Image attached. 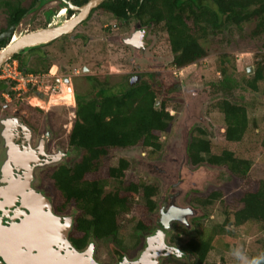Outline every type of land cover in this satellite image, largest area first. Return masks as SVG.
<instances>
[{
	"label": "trees",
	"instance_id": "1",
	"mask_svg": "<svg viewBox=\"0 0 264 264\" xmlns=\"http://www.w3.org/2000/svg\"><path fill=\"white\" fill-rule=\"evenodd\" d=\"M158 1H163L165 8L151 12L150 17L165 22L163 31L168 35L173 67L182 69L199 64L213 53L219 58L216 65L222 79L218 84H211V88L214 93L222 92L224 95V99L215 103L216 109L224 116V146L220 153L214 152V142L208 138L207 131L195 128L187 145L189 163L194 168L204 164L221 167L241 180L243 196L239 201L240 207L232 212L224 210L226 222L230 224L229 217H232L236 227L256 223L264 230V179H252L251 161L238 156L239 145L249 137V133L259 128L257 119L251 118L249 113L261 106L257 102L245 100L243 95L234 94L238 89L254 97L261 92L264 85V42L263 51L256 53L254 58L253 76H248L246 70L237 72L234 66L239 58L222 53L225 46L236 38L234 30L229 27L243 31L245 26L255 24L250 31V39L255 42L264 40V0H210L213 2L212 7L205 5L206 1L202 6L196 4L197 0ZM105 6L115 8L117 5L115 1L108 0ZM3 7L9 14L6 28L17 24L28 10L21 7L20 0H0V9ZM6 28H1L0 33ZM227 28L229 37L216 39ZM8 43V39L1 41L0 50L7 47ZM13 60H17L20 69L27 73L44 74L52 66L43 64L40 57H36L29 65L23 53L15 55ZM232 61L234 66H231ZM113 84L116 86L117 82ZM12 87V82L0 80V101L6 93L16 99ZM179 88L180 84L176 83L164 92L168 97ZM96 96L100 98L79 99L75 110L76 121L67 133L69 146L77 148L81 158L74 166H61L49 175L56 204L61 202L57 204L58 210L64 211L67 205L73 204L78 211L72 236L79 248L86 247L91 238L116 240L122 228L121 219L131 214L134 208L140 215L135 218L138 219V231L149 229V218L158 207L161 188L157 184H149L143 178L128 180V172L132 168L128 160L122 158L116 166H110L107 160L114 150L140 148L150 155L160 153L164 146L162 136L175 120L171 100L165 98L157 106L159 96L147 81H141L136 86H124L119 92ZM16 100L12 103L13 108H22L24 102ZM259 145V152L264 154V135ZM111 180L118 181L120 186L113 191H106ZM137 194L142 199L139 203L134 201ZM219 198H222V193L215 191L207 198H199L198 203L209 206ZM228 231L232 235L234 228L230 227ZM222 233L226 234V226H222ZM258 243L262 247L261 254L251 255L250 264L254 259L264 264V236ZM187 247V251L194 254L196 259L193 264H208V256L214 248L213 239L202 235L199 239L191 240Z\"/></svg>",
	"mask_w": 264,
	"mask_h": 264
},
{
	"label": "rangeland",
	"instance_id": "2",
	"mask_svg": "<svg viewBox=\"0 0 264 264\" xmlns=\"http://www.w3.org/2000/svg\"><path fill=\"white\" fill-rule=\"evenodd\" d=\"M205 1L211 7L213 6V2L210 0ZM6 18L7 14L4 9H1L0 29L6 28ZM31 18H34V20L38 19L39 14H32L31 17L24 19L13 32V36L15 34L17 36H23L35 29L38 23L32 24ZM221 19L222 21L224 20V18ZM254 27L255 24L245 26L243 31L229 27L234 30L236 38L232 39L233 42H231L230 45L225 46L222 53L225 52L239 58L235 66L233 65L234 61L231 63V66H234L239 73L245 70L247 71L249 67L255 70L254 58L256 53L263 51L262 45L264 40H257L255 42L249 37L250 31ZM229 28L219 33L216 39H222L225 36L228 38L230 34ZM154 40V52L149 53L151 58H153L151 62H146L145 59L143 60V58L137 57L138 55L133 56L130 52L131 50L125 52L124 50L123 52L120 50L118 53L116 51H114V53L113 51L102 53L100 47L95 45L97 42H92L91 44L95 46L97 50L99 49L96 51L98 55L101 53L107 55L106 58L98 56L97 59H95L100 62L103 61L101 63L103 67L98 70L101 72V80H103V76L105 75H125L126 79L130 74L141 75L142 79L146 81L150 80L153 88L156 90L159 96L157 106H159L165 98H168V100L170 99L171 106L173 107L172 115L175 116V120L168 132L162 136L164 146L160 153L150 155L140 148L114 150L107 162H109L108 164L110 166H116L120 159L123 158L128 160L132 167L131 171L128 172V180L133 181L138 178H143L149 184L159 185L162 193L160 198L169 196L177 191L179 193L177 199L178 204L194 208V218L196 219L193 222L195 223L196 220H199L198 223L195 224L196 226L192 227L190 230L182 228L177 231L184 244L202 235L213 239L214 248L208 256V264H250L251 255L259 256L261 254L262 247L258 242L262 241L264 230L256 223H249L243 227H236L232 217H229L230 224H227V216L224 211L228 209L229 212H232L240 207L239 201L243 196L242 181L238 180L230 172L221 167L204 164L194 168L190 165L187 157V145L189 144L191 133L195 128H202L207 131L208 138L214 142V152L220 153L224 146L223 136L226 129L224 116L219 113V110L216 109L217 106H215L216 101L224 99V95L222 92H219V94L214 93L211 88V84H218L222 79V76L217 72L218 65L216 64L219 58L217 54L213 53L201 63L185 68V70L181 72L182 74H180V72L176 70L177 68L172 66L173 57L164 34L163 36L156 35ZM213 42H218V40H213ZM122 48L123 47H121V49ZM44 52L46 54H53V48H45L42 51L35 50L34 52L27 51L23 53V57L27 60L28 64L31 65V62H33L39 54ZM73 54H77V52L73 51ZM67 57H72L71 50L70 56ZM92 65L95 66L96 64L92 63ZM92 65L90 64L91 67ZM148 73L151 75L150 78L147 76ZM239 77L240 76H237V78ZM176 83L180 84V88L177 92L167 97L164 91L167 88H171ZM75 85L77 91L82 94H85L88 89L87 83L82 80L76 81ZM45 92L41 93L42 97L37 96V92L30 91L23 96L24 98H19V100L16 98V101L24 102L22 108L17 109V116L19 115V118H23L26 122L33 125L34 129H38L43 124L44 116L48 113L51 119L50 127L52 129L48 127V133L51 134L54 131L55 134H59L61 140L67 143V133L72 127L71 123L68 122V124H66V121L67 119H72V108H74L75 105H73V107L67 105L64 108L50 107L49 111L48 104L44 102L46 96ZM234 94L237 96L243 95L242 97L245 98V100L254 103L257 102V104L261 106L257 110L255 109L249 113L251 118L257 119L259 128L249 133V137L245 138L242 145H239L238 156L251 161L252 179H264V154L259 152V143L264 135V85H262V90L257 94V97H254L251 93L243 92L242 89H238ZM62 120L65 123L64 125H62ZM71 152L75 157L80 151L72 150ZM64 163L71 165V162L67 161H63L60 164ZM59 165L47 166L45 169H39L38 171L41 177V186H44L43 190L49 191V195L52 193L53 197L54 193L51 189L53 183L49 175H51ZM119 186L120 183L118 181L111 180L106 191H113L118 189ZM215 191H220L222 193V198L217 199L209 206H202L198 203L199 198H207ZM140 198L141 195L137 194L134 197V201L139 203L138 200ZM60 203L57 204L60 205ZM66 209H68V206L65 210ZM69 211L71 212L72 210ZM139 216V212L134 208L131 214L122 218V228L117 238L118 243H120L119 245L128 250L127 256L129 253L132 254V259L138 257L140 253L138 249L135 248V241H137L138 236L134 237L136 234L135 226L138 223V219H134ZM149 219L152 222V219ZM189 220L191 221L192 219L190 218ZM222 226H226V234L222 233ZM230 227L234 228L232 235H230L231 231H228ZM144 234H141V236L143 237ZM97 246L98 256L107 261H110V253L116 252L115 250L118 249L116 242L112 238L97 240ZM192 262L193 259L186 260V258H181V260L178 259L172 264H192Z\"/></svg>",
	"mask_w": 264,
	"mask_h": 264
},
{
	"label": "flooded vegetation",
	"instance_id": "3",
	"mask_svg": "<svg viewBox=\"0 0 264 264\" xmlns=\"http://www.w3.org/2000/svg\"><path fill=\"white\" fill-rule=\"evenodd\" d=\"M90 1L91 0H20L21 7L27 8L28 10L24 13L23 17L17 24H13L10 27L8 26V28H6L4 32H7L12 27H14L15 31L17 27L22 23V21L26 18L31 17L32 14H39V18L35 20L34 18H31L32 24L38 23L37 26L35 25V29H33L31 32H34L36 30H44L56 26L60 27L66 22L76 18V16H78L79 14V8L86 5ZM107 1L108 0L104 1L98 7L94 8L88 15L87 19L81 22L71 33L64 34L56 40L52 41L51 43L40 46L36 49V51H42L45 48H53V54H46L44 52L42 54H39L38 56L40 57L43 64H52V66L49 67L47 73L38 74L39 76L48 79V86L54 89V92H48V94L44 98V102L48 104L49 111L50 107L64 108L67 105H69L70 107H73V105H75L74 108H72V119H67L66 121V124H68V122L71 123V127L74 125L77 118L75 110L78 107V101L80 98L98 100L100 97L98 98L96 96L97 94L100 95V93L105 94L110 92H119L121 88H124V86H136L141 82V80L146 81L142 79L141 75L136 74H130L127 79L125 78V75H105L103 76V80H101V72H99L98 70L99 68L103 67V64H101L103 61L100 62L98 60H95L98 56L106 58L107 55L102 53H108L110 51H113V53L114 51H116L118 53L120 50L122 52L123 50L124 52L131 50L130 52L133 54V56L138 55L137 57L143 58V60L145 59L146 62H151L153 58H151L149 53L154 52L153 42L155 41V36H163L164 34L165 39L167 40V42H169L168 35L163 31L165 28V22L158 21L157 18L150 17L152 14L151 12H159L165 8L163 1L113 0L117 5L115 8H109L105 6V2ZM204 1L205 0H197L196 4H201L200 6H202L205 4ZM146 5L149 6L145 7ZM205 5L211 7L207 3ZM1 9H4L5 11L4 7ZM5 13L7 14L6 20L8 25L9 14L6 11ZM1 34L2 33H0V35ZM138 36L140 38H138ZM13 37L14 36L12 34L10 38H7L9 40L8 45L12 43ZM133 37H137V41H134ZM132 39L134 42H138L136 47L128 46L125 44V42L127 41L131 42ZM92 42H97V44L95 45L97 47H100V50L102 52L100 55L96 53V51H98L99 49L97 50L95 46L91 45ZM121 47L123 48L121 49ZM3 49H1L0 51H2ZM70 50L72 54L71 58L67 57L70 56ZM73 51L77 52V54H73ZM11 60H13V58L9 61ZM92 63H95L96 65L93 66ZM6 64L1 67L0 73L2 68ZM90 64L92 65V67L90 66ZM147 76L150 78V73H148ZM78 80H82L87 83L88 89L86 90L85 94H82L77 91L75 87V82ZM114 82H117L116 86H114ZM149 83H151V81ZM108 89L110 92L107 91ZM45 91H47V89H45ZM37 95H40L39 92H37ZM17 113L18 110L13 108L11 104L7 110L0 109V118L6 116L8 118L12 116L19 117V115L17 116ZM21 119L23 126L26 127L28 131H24L23 126H20L19 130L22 133H20V138L18 140L25 141V144L28 147L29 142L30 147L32 146L31 148L37 149V153H44V155H41V159H43L42 163H44V157L46 155L50 156L60 150L64 151L66 154H72L73 156H68L66 158V161L71 162V165H67L66 163H64L60 164L58 168H60L61 166L71 167L79 161V159L81 158L80 152L76 154L75 157L74 154L71 152L72 150L77 151V148H71L69 146V142L67 141V143H65V141L60 139L59 134H55L54 131L51 134L48 133V127L51 129V119L48 113L44 116L43 124L38 129H34L33 125H31L29 122H26V120L23 118ZM63 120L62 125L65 124ZM11 132L13 135L15 134L17 139V134H19L18 130L14 131L12 129ZM21 148H23L22 145ZM6 152H8L9 154L8 150ZM3 154L4 150L0 148V161L3 160ZM22 171L23 170L21 168H18V171H15L16 173H19V175L23 176V178L21 177L20 180L16 182L17 185H14L13 183L8 181V183H2L0 187V227L5 229L16 224L20 228L24 226L22 225L24 223L25 228H28L29 233L33 234L34 236V239L30 241L32 247L35 248V245L40 243L38 247L36 246V251L34 252V254L37 255L38 253H41V250H45L46 252H48V254H52V251L53 253L57 254L56 250H59L62 247L66 249L64 243L57 242H60L58 240V238L60 239V236L64 235V233H68V241L70 245L75 251L79 253L87 252L90 247V244L92 242L95 243L93 260L98 264H121L125 258L132 262L137 261L139 259L140 254L147 249L148 237L155 234L158 230H161L168 234V243L177 246L181 250V252L185 254L183 259H193L192 264L196 262L194 254H192L190 251H187V245L193 239L187 241L184 244L181 240V237L178 235V231L182 228L187 230L192 229V227L196 226L195 224H197L199 220H196L195 223L193 222L196 219L194 218L195 214L193 212V207L182 206L178 204L177 199L179 193L177 191L173 192L169 196H163L159 199L156 211L150 215L153 224L151 222V225L148 230L138 231V229L136 228L137 225L135 226L136 234L134 237L138 236L137 241H135V248L138 249V251L140 252L138 257L132 259L133 257L131 253H129L127 256L128 250L120 246V243H118V233L116 240H114L116 242V246H118V249L115 250L116 252L110 253V261H107L103 258L101 259L98 256L97 240L91 238L87 246L84 248L77 247V245L73 242L72 235L75 232V227L77 225L76 222L79 215L78 211L74 209V205H67L68 209L64 211H59L58 205L56 204L52 193H50L49 195V191H44V186H41V177L38 173L39 170L36 171V179H34L31 184L26 179L27 176L22 174ZM5 178L7 180L9 179L8 174L7 176H5ZM1 180H4V177L0 176V181ZM29 185H31V189L34 190L36 193L31 192V190L29 189ZM34 194H38V197L40 196V194H45L46 196L52 198V210L56 218L46 217V214L43 212V200L40 197L38 200L34 197ZM172 198H175L174 203L177 208L181 210H191L192 214L188 215L187 217L189 226L186 224H182L179 221H175L171 223V229L166 230L165 226L160 221L162 217L163 208L167 206V204L168 206L171 205ZM141 200L142 199L140 198L138 201L140 202ZM35 209H39L40 211L39 217L37 218V220L42 221L40 225H43L53 237L52 239H49L48 242H45L42 238H39V236H37L38 238L35 237L36 234L39 235L38 232L42 231L43 229L35 223L36 221L34 222L35 216L31 217L32 211ZM69 210L72 211L70 212ZM190 218L192 219L191 221L189 220ZM45 231L46 230L44 229L43 233H45ZM141 234H144V236L142 237ZM11 237L12 236H10L9 240L11 239ZM52 240H54V242H52ZM84 255L86 259H89L88 254ZM10 260L15 261L13 256L10 257ZM177 260V257H166L162 259L161 264H172ZM0 264H6L1 254Z\"/></svg>",
	"mask_w": 264,
	"mask_h": 264
},
{
	"label": "water",
	"instance_id": "4",
	"mask_svg": "<svg viewBox=\"0 0 264 264\" xmlns=\"http://www.w3.org/2000/svg\"><path fill=\"white\" fill-rule=\"evenodd\" d=\"M104 1L106 0H91L89 3L79 8V14L76 16V18L66 22L60 27L56 26L44 30H36L34 32L25 34L17 42L10 43L5 49L0 51V69L15 55L25 53L31 49L49 44L60 36L71 33L81 22L87 19L88 15L94 8L98 7ZM13 32L14 27L10 28L7 32L2 33L0 35V41L10 38ZM133 38L134 41H137V37ZM138 38L140 37L138 36ZM132 41L133 39L131 42H125V44L136 47L138 42ZM247 74L249 76L254 74L252 67L247 69ZM20 126H23V124L22 119L19 117L12 116L8 118L6 116L0 118V148L4 150L3 160L0 161V176L4 177V180L0 181V187L2 183H8V181L14 185H17L16 182L20 180L21 177L23 178L22 175H19V173L15 172L18 171V168L23 170L22 174L27 176V178H25L31 184V182L36 179V171L39 169H45L47 166L59 165L63 161H66L68 156H73L72 154H66L64 151L60 150L50 156L46 155L44 157V163H42L43 159H41V155H44V153H37V149L31 148L32 146L30 147L29 142L28 147L26 146L25 141L18 140L20 138V133H22L19 130ZM12 129L14 131L18 130L19 134H17V139L15 134H12ZM23 130L28 131V129L24 126ZM21 145L23 148H21ZM7 150L9 151V154L6 152ZM7 174L9 177L8 180L5 178ZM29 189L32 193H36L31 189V185H29ZM37 195L38 194H34V197L38 200L40 197L43 200L41 201L43 202V212L46 214V217H55L52 210V198L46 196L45 194H40L39 197ZM174 202L175 198H172L171 205L168 206L167 204L168 207L165 206L163 208L160 221L165 226L166 230H170L171 223L175 221H179L180 223L189 226L187 217L188 215L192 214L191 210H181L177 208ZM39 214V209L33 210L31 214V217L35 216L34 222L36 221L35 223L39 227L43 228L42 231L38 232L39 235L36 234L35 237L39 236V238H42L45 242H48L49 239H52L53 237L43 225H40L42 221L37 220ZM22 225L20 228L16 224L5 229L0 227V254L2 255V258L6 264H72L74 261V264H85V260H87V262L89 261L90 264H98L93 260L95 243L92 242L90 244L87 252L79 253L75 251L70 245L68 241V233H64V235L60 236V239L58 238L60 242H57L64 243L66 249L62 247L61 249L56 250L57 254L53 253V251L52 254H48V252L45 250H41V253H38L37 255L34 254L36 251V246L38 247L40 243L35 245V248H33L30 241L34 239V236L33 234L29 233L28 228H25L24 223ZM44 229L46 230L45 233H43ZM10 236L12 237L9 240ZM167 236L168 234L166 232L158 230L155 234L148 237V247L140 254L137 261L131 262L125 258L121 264H161L162 259L166 257H177L178 259L183 258L185 254L182 253L177 246L169 244ZM52 242H54V240H52ZM84 254H88L89 259H86ZM12 256L15 261L10 260V257Z\"/></svg>",
	"mask_w": 264,
	"mask_h": 264
},
{
	"label": "built area",
	"instance_id": "5",
	"mask_svg": "<svg viewBox=\"0 0 264 264\" xmlns=\"http://www.w3.org/2000/svg\"><path fill=\"white\" fill-rule=\"evenodd\" d=\"M180 74L184 69H176ZM0 80H7L13 83L12 90L16 93L17 99L23 98L24 95L32 92H39L40 96L42 97L41 93L47 91L45 94L47 95L48 92H54V89L48 86V79L45 77H41L38 74L34 73H27L24 70L20 69V64L17 60L9 61L1 70L0 73ZM23 91V92H21ZM35 96L36 98H38ZM14 98L10 93L3 94L2 100L0 102V109L7 110L9 106L12 104Z\"/></svg>",
	"mask_w": 264,
	"mask_h": 264
},
{
	"label": "bare ground",
	"instance_id": "6",
	"mask_svg": "<svg viewBox=\"0 0 264 264\" xmlns=\"http://www.w3.org/2000/svg\"><path fill=\"white\" fill-rule=\"evenodd\" d=\"M24 36V35H23ZM23 36H17V35H14V37H13V40H12V43H14V42H17L20 38H22ZM75 263V261L72 263V264H74ZM90 262L88 261L87 262V260H85V264H89Z\"/></svg>",
	"mask_w": 264,
	"mask_h": 264
},
{
	"label": "clouds",
	"instance_id": "7",
	"mask_svg": "<svg viewBox=\"0 0 264 264\" xmlns=\"http://www.w3.org/2000/svg\"><path fill=\"white\" fill-rule=\"evenodd\" d=\"M182 69H184L185 70V68H182ZM252 76V75H251ZM252 264H259V261L258 260H256V259H254L253 261H252Z\"/></svg>",
	"mask_w": 264,
	"mask_h": 264
}]
</instances>
